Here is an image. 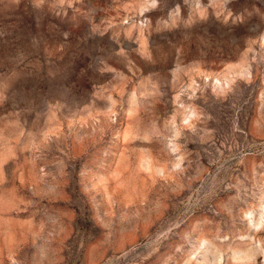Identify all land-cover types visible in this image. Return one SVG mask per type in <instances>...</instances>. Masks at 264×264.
Masks as SVG:
<instances>
[{"label": "rangeland", "instance_id": "rangeland-1", "mask_svg": "<svg viewBox=\"0 0 264 264\" xmlns=\"http://www.w3.org/2000/svg\"><path fill=\"white\" fill-rule=\"evenodd\" d=\"M0 264H264V0H0Z\"/></svg>", "mask_w": 264, "mask_h": 264}]
</instances>
